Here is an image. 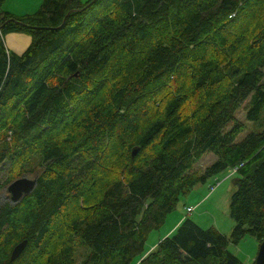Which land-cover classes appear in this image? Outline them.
<instances>
[{"label": "trees", "instance_id": "16d2710c", "mask_svg": "<svg viewBox=\"0 0 264 264\" xmlns=\"http://www.w3.org/2000/svg\"><path fill=\"white\" fill-rule=\"evenodd\" d=\"M4 1L0 264H249L229 242L264 238V128L238 139L235 113L264 107V0H42L24 15ZM11 32L31 36L23 53ZM229 167L230 237L186 217L145 250L182 194ZM29 173L30 193L3 198Z\"/></svg>", "mask_w": 264, "mask_h": 264}, {"label": "rangeland", "instance_id": "374dc122", "mask_svg": "<svg viewBox=\"0 0 264 264\" xmlns=\"http://www.w3.org/2000/svg\"><path fill=\"white\" fill-rule=\"evenodd\" d=\"M248 100L246 99L235 113L236 117L245 123V128L238 139H242L250 131H260L264 128V107L262 108L261 118L259 120H251L247 118L246 105ZM215 157L214 152L208 151L196 161L194 167L203 170ZM234 168L237 167H229L216 175L210 176L205 182L196 184L189 192L182 194L176 208L168 213L164 224L150 232L145 242V250L153 248V244H156L160 238L172 234L177 224L179 225L186 217L192 218L204 228L215 226L230 237L232 228L235 225V219L230 213V201L232 193L236 189L234 181L238 176ZM27 175L33 176L34 174L29 173ZM6 176L7 174L2 173L1 179L4 180ZM212 186L215 187L212 188ZM2 196L3 198H10L6 188L3 189ZM200 198H203L205 202L198 205L196 203ZM189 206H193L192 211L188 210ZM171 228L173 229L166 234ZM259 243L260 241L254 235L246 234L239 242L230 241L229 248L244 262L252 264L255 261ZM85 252V247L77 245L76 256L78 260H81ZM139 258H136L133 264H137Z\"/></svg>", "mask_w": 264, "mask_h": 264}, {"label": "crops", "instance_id": "0c3cea01", "mask_svg": "<svg viewBox=\"0 0 264 264\" xmlns=\"http://www.w3.org/2000/svg\"><path fill=\"white\" fill-rule=\"evenodd\" d=\"M41 3L42 0H5L3 3V9L15 15H24L35 12ZM4 40L7 49L18 54L23 53L32 42L30 35L21 32L8 33L4 37ZM204 202V199L200 198L196 204L201 205ZM172 229L173 228L168 230L166 234H168ZM153 245L155 246V244Z\"/></svg>", "mask_w": 264, "mask_h": 264}, {"label": "water", "instance_id": "95a60500", "mask_svg": "<svg viewBox=\"0 0 264 264\" xmlns=\"http://www.w3.org/2000/svg\"><path fill=\"white\" fill-rule=\"evenodd\" d=\"M97 0H92L89 5L93 4ZM65 22L60 27H63ZM138 148V147H137ZM136 147L133 148L132 154L135 155L138 151ZM38 182V175H23L13 179L8 185L7 190L10 194V198L12 201L16 202L19 201L24 195L30 193ZM27 245V239H23L22 241L18 242L12 252H11V260L18 257L24 248ZM254 264H264V238L259 243V248L257 251V255L254 261Z\"/></svg>", "mask_w": 264, "mask_h": 264}, {"label": "built area", "instance_id": "2783aa9c", "mask_svg": "<svg viewBox=\"0 0 264 264\" xmlns=\"http://www.w3.org/2000/svg\"><path fill=\"white\" fill-rule=\"evenodd\" d=\"M234 170H235V172H236L237 168H234ZM217 184H219V183H217ZM214 187H215V186H213V188H214ZM188 210H189V211H192V210H193V206H189V207H188Z\"/></svg>", "mask_w": 264, "mask_h": 264}]
</instances>
